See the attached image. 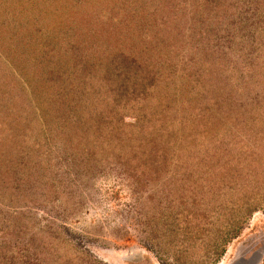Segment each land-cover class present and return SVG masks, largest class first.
I'll use <instances>...</instances> for the list:
<instances>
[{"label":"rangeland","instance_id":"374dc122","mask_svg":"<svg viewBox=\"0 0 264 264\" xmlns=\"http://www.w3.org/2000/svg\"><path fill=\"white\" fill-rule=\"evenodd\" d=\"M208 1L0 0L4 8L0 9L4 15L0 20L4 28L0 39V87L4 85L7 93L21 100L24 106L30 104L42 121V130L51 131V109L40 99L47 90L36 77L45 72L38 60H44L43 67L47 70H57L58 63L49 58L55 49L63 48L67 41L85 42L89 35L87 43L101 46L103 42L98 38L101 28L108 32V42L119 33L130 43L134 41L130 52L144 62L147 57L149 67L157 73L145 101L135 108H119L123 113L124 137H130L131 132L140 133L143 127L149 128L153 123L157 130L160 120L167 124L179 122L182 128L176 141L186 138L190 150L197 145L192 144V138H203L199 141L201 148H209L203 156H219L218 159L227 161L233 158V145L229 142L237 137L254 138L249 141L250 150L244 156L246 192L239 174L222 183L216 177L215 182L220 186L216 191L203 183L202 187L200 183L198 187L178 184L192 176L191 165L180 169L177 177L181 179L171 186L152 185L149 181L137 186L126 180L115 158L110 159L107 154L101 165L92 169L84 167L79 159L68 161L66 179L58 182L57 191L45 194L49 197L44 204L51 214L35 208L29 214H21L28 201L19 196L9 199L8 194L14 189L10 186L18 178L7 176L2 191L7 195L0 199V264H162L160 258L164 256L151 246L157 233V228L150 225L154 216L180 208L179 200L185 198L188 205L195 201L196 207L221 211L233 198L246 197L260 198L261 210L229 242L218 264H264V135L250 133L249 123L246 131L231 124L245 121L236 110L248 112V106L258 103L257 99L264 102V56L254 50L255 44L264 38V5L253 0ZM226 4L235 5L238 14H232L230 8H225ZM114 21L116 29L106 26L114 25ZM12 22L21 27V33H16L22 53L18 56H12L6 49L11 40L4 33L10 32ZM26 28L30 29L29 33ZM117 29L119 33H113ZM34 63L37 69L33 70ZM252 66L260 71L249 78L247 70ZM227 75L233 79L225 78ZM216 76H223L233 85V95L228 88L223 92L224 84ZM209 82L212 85L208 88ZM195 90L199 92L198 100L194 98ZM105 104L106 100L104 107ZM225 105L234 112L229 114L231 109ZM224 109L228 118L223 115ZM222 117L225 119L220 122ZM144 135H149L146 140L167 138L156 131ZM7 136L3 138H10ZM59 166L64 168L63 163ZM41 202L43 197L39 198ZM14 223H17L15 228L11 227ZM60 226L71 231L72 237Z\"/></svg>","mask_w":264,"mask_h":264},{"label":"trees","instance_id":"16d2710c","mask_svg":"<svg viewBox=\"0 0 264 264\" xmlns=\"http://www.w3.org/2000/svg\"><path fill=\"white\" fill-rule=\"evenodd\" d=\"M253 1L264 5V0ZM161 4H158L159 7ZM224 6L230 8L235 16L238 14L235 5ZM1 7L0 4V9L3 8ZM0 15V20L4 19L3 12ZM138 15L142 13L139 12ZM8 16L6 15L7 25L10 24L7 23ZM144 21L146 23L145 17ZM232 21L229 20L231 23ZM113 23L114 25L106 24V26L116 29L115 21ZM3 29L1 26L0 39L3 37ZM25 31L29 33L30 29L26 28ZM36 31L39 29L36 28ZM99 31L98 38L103 42L102 48L99 45H92L91 42L87 43L88 38L91 37L89 35L85 42L83 40L65 42L63 48L55 49L52 56H48L50 60L58 63L57 70L44 68L43 59L37 62L45 71L44 74L41 73L36 77L47 90L40 99L42 103L46 101L50 106L51 131L42 130V121L30 109V104L28 107L24 106L21 100L7 93L4 85L0 87V199H4L7 195L2 193L5 190L7 176L15 177L18 180L10 186L14 189H12L13 193L10 190L9 199L19 196L30 203L26 204L27 208L21 214H29L34 208L51 214L44 204L49 197L45 194L57 191L58 182H62L63 178L66 179L68 161L79 159L84 167L92 169L95 166L99 167L107 154L110 159L115 158L126 180L137 186L147 181L152 185L162 183L166 187L171 186L181 179L177 177L180 169L185 165L186 167L191 165L192 176L186 178L187 180L181 179L183 181L178 184H193L198 187L199 183L200 185L203 183L209 190H215L220 187L219 182H215L218 178L222 183L221 181L228 179L231 181L233 176L239 174L242 175L243 184L245 183L242 188H245L244 192H246L247 179L246 176L243 177L247 174L244 156L250 150L249 141H253L254 138L237 137L233 142H229L233 145V158L232 161H227L218 159L219 156L215 158L203 156L207 152L205 150L209 149L201 148L200 142L203 138H192V144L197 143V145L194 147L196 149L190 150L187 148L186 138L176 141L182 128L179 122L167 124L166 121L160 120L157 130L153 123L147 126L149 128L143 127L144 130L140 133L129 132L130 137H124L125 130L121 127L123 113H120L119 108H135L139 102L145 101L151 94L157 73L154 68L149 67L147 57L144 62L130 52L129 49L135 42L130 43L129 39L120 35L118 29L113 30V33L118 32L119 35L116 39H110V42L106 39L108 32L101 28ZM16 33H21V27L14 26V22L10 25V32L4 33V36H8L11 40L9 45H6V49L12 56L22 54ZM27 38L29 39V36ZM92 48L97 49L93 51ZM109 50L110 52L107 53ZM254 50L255 52L259 50L264 56V38L262 42L255 44ZM33 58L29 60H35ZM31 64L32 62L29 63V67ZM31 68L37 69L36 64L34 63ZM258 70L260 71V68ZM258 70L254 66L248 68L249 78H251L250 74L256 76ZM8 76L13 77L12 74ZM224 77L233 79L230 75ZM214 78L222 80L220 84H224L223 92L228 88L229 92L231 90L230 95H233V85H229L223 76ZM208 84L209 88L212 83ZM193 94L195 100H198L196 96L199 94L198 90ZM104 100H106V108ZM257 101L259 102L251 105L252 107L246 108L248 112L236 110L245 121L231 124L241 126L246 131L249 123L252 127L250 133L264 135V102L259 99ZM226 105L225 108L231 109L229 114L233 113L234 109ZM225 113L227 112L224 109L223 115L228 118L229 114ZM225 118L222 117L219 121ZM256 125H259L257 130ZM155 131L163 136L166 135L167 138L145 139L149 135L144 134L153 135ZM6 134L10 138H3ZM140 134L141 140L138 139ZM209 144L211 145L212 141H209ZM225 145L227 146L226 143ZM117 148L120 149L115 154ZM59 160L61 161L58 162ZM61 163L64 165L62 169L59 166ZM40 197H43L41 204H39ZM179 201L182 205L180 208L171 209L169 212L163 211L161 215L154 216L150 223L151 227L157 228V233L154 240L149 241H152L151 246L158 254L164 256L160 258L162 264H218L229 242L239 236L251 216L262 207L260 198L248 197L236 200L233 198L232 201L224 204L221 211L220 209L214 211V207H196L195 201L193 205H188L185 203L186 198ZM49 207L53 208V206ZM16 224L11 227L15 228ZM60 228H63L66 235L72 237L71 231L63 226ZM202 250L204 251L201 252Z\"/></svg>","mask_w":264,"mask_h":264}]
</instances>
